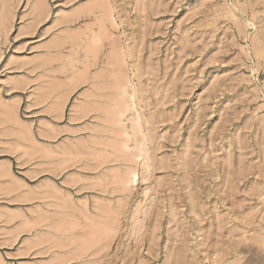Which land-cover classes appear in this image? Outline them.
I'll list each match as a JSON object with an SVG mask.
<instances>
[{"label":"rangeland","instance_id":"obj_1","mask_svg":"<svg viewBox=\"0 0 264 264\" xmlns=\"http://www.w3.org/2000/svg\"><path fill=\"white\" fill-rule=\"evenodd\" d=\"M2 170L0 264H264V0H0Z\"/></svg>","mask_w":264,"mask_h":264},{"label":"bare ground","instance_id":"obj_2","mask_svg":"<svg viewBox=\"0 0 264 264\" xmlns=\"http://www.w3.org/2000/svg\"><path fill=\"white\" fill-rule=\"evenodd\" d=\"M42 7H43V6H41V5L37 7V8H39V9H38V12H39V13H42V12H43ZM45 12H46V11H45ZM45 12H43V13H45ZM38 16H39V14H38ZM43 17H44V16H43ZM43 17H42V18H43ZM38 18H40V17H38ZM38 18H37V19H38ZM38 20H40V19H38ZM93 85H94V84H93ZM94 95H95V94H94ZM55 109H56V108H55ZM7 112H8V111H7ZM51 113H52V112H51ZM56 156H57V155H56ZM68 163H69V162H68ZM8 167H9V166H8ZM1 168H4V167L2 166ZM9 170H10V169H9ZM9 170H2V171H0V176H3L4 178L7 177V176H9V175H10V171H9ZM131 176H134V175H131ZM135 176H136V175H135ZM3 177H0V178L3 179ZM9 177H10V176H9ZM133 178H134V177H133ZM133 180H134V179H133ZM131 181H132V180H131Z\"/></svg>","mask_w":264,"mask_h":264}]
</instances>
